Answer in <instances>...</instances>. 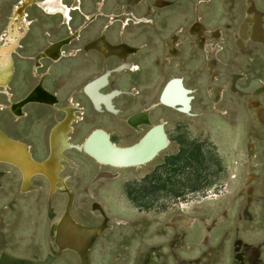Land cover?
<instances>
[{
    "label": "rangeland",
    "instance_id": "rangeland-1",
    "mask_svg": "<svg viewBox=\"0 0 264 264\" xmlns=\"http://www.w3.org/2000/svg\"><path fill=\"white\" fill-rule=\"evenodd\" d=\"M17 1L0 0V34L7 27ZM137 1L80 0V4L76 8L74 0H62L70 8V20L67 22L60 14L47 15L36 6L26 8V19L32 23L29 25L27 36L19 44L18 54L13 56L16 71L8 86L13 98L20 97L25 89L33 83V73H31L33 71H31L30 64L21 56L27 57L42 48L47 42L59 40L69 31L76 29L84 21L83 15L86 18L90 16L97 5L100 7L103 4L101 11L106 17L100 15L90 22L85 29H82L80 39L71 42L70 47L75 48L89 41L97 32H101L103 26L110 20L104 32L113 34L117 32L118 36L122 38L124 32V40L128 42L122 41L124 48L122 51L120 48H116L108 52L115 55H121L124 52L132 53L133 46L131 45L138 44L141 32H174L180 27L185 32V28L193 20L192 0H178L170 7H164L166 3H163L168 2L167 5H169L171 4L169 1L155 0V4L161 3V6L154 9L152 15L147 18L138 16L141 6L137 4ZM207 1L210 0H197L196 11L199 12V6L201 13L197 14L195 22L190 27V34L202 36L206 32H210L218 37L222 28L209 29L224 25L229 26L225 32H233L238 18H235L233 9L229 8L232 4L229 5L224 0H213L209 5H201ZM98 2L99 4H97ZM110 15L114 18H110ZM122 15H125L127 21L120 20L119 17ZM199 15L202 17V21L209 25V29L203 25ZM148 18L153 20L151 24H139L145 23L142 21L143 19L150 20ZM104 32L102 34H105ZM223 39L225 44H221L222 41H219L218 45L225 46L229 50L231 48L230 35L223 36ZM215 42L218 43V41ZM244 42H248V47ZM106 43L103 44L99 40V46L102 45L105 49L120 44V42L111 44L109 41ZM174 43L175 46L178 45L176 37H174ZM249 43L250 41L244 40L239 45L237 38L235 54L250 55L253 48L250 46L253 44L249 45ZM89 44L94 45L93 43ZM96 46L94 45V47ZM133 49L135 55L137 52L135 48ZM182 51L191 58L189 65L193 67L185 77L187 88L196 90L193 93V115H181L173 111L174 109L156 111V116L159 115L167 122L165 126L164 121L162 124L170 143L167 149L162 151L151 163L137 169L102 168L113 173V177L96 180L97 182L92 180L96 183L89 187L90 176L96 170V166L86 159L87 156L84 154L85 157L81 153L69 151L67 155L76 162L78 161L81 166L77 162L78 171L66 169L64 172L62 171V177L60 174L62 182L57 184V190L50 194V207L54 211L47 210L46 207V195L50 190L43 177L33 178L34 189L22 193L18 172L10 166L0 164V264H80L74 252L58 251L53 246L51 239L52 226L63 212L67 192L74 196L70 211L72 218L78 223L95 228L99 233L89 251V264L241 263L238 261L239 255L236 252L238 248L234 250V259L237 258L235 263L232 261L230 252L231 241L237 237L234 221L240 212L233 211L228 220L219 223L217 227L216 224L219 218L225 217L236 201L244 196L243 193L241 192L230 200L224 214L217 216L212 224L205 217H214L219 214L225 201L243 187L245 173L249 166V153L253 155L255 152L253 143L249 142L251 138L255 137V132H253L254 135H251V127L248 125L250 118L243 102L236 95H245L242 91L264 81V55L259 51L253 65H250V62L244 57L241 66L232 63L229 69L231 73L247 71L250 78L239 83L238 81L242 80L243 76L234 75L232 82H238L235 84L236 87L233 86L232 91L230 87L225 91L226 87L217 90L212 88V86H219L216 83L221 80L222 69L214 58L216 56L219 59V56L210 49L208 38L188 40ZM85 52L87 51L85 50ZM204 52L210 54L209 64L216 63L218 65L214 68L216 74L212 73L218 81H209L208 75L201 70ZM76 53L77 50L72 56H75ZM96 53L102 56L99 52ZM85 54H77L78 56L75 58L72 56L63 57L64 59H60H63L62 61L49 60L51 62L60 61L59 63L44 61L43 68L38 70V74L44 71L48 72L43 85L45 88L55 91L63 104L66 103L67 97L75 94L79 85L76 71L89 67L92 61L100 60V57L95 53ZM102 57L104 58V56ZM175 57L176 52H173L170 58ZM128 81L124 75L118 78L120 86H126ZM210 85L212 86L210 87ZM255 89H257L256 95L264 93V83ZM4 96L0 94V109L2 108L0 110V129L8 137L20 140L30 146L31 155L36 157V160H41L46 153V131L59 118L58 113L50 108L28 105L24 108L27 117L15 119L5 108L8 105V98ZM252 100L258 102L261 107L264 108V106L255 97L246 100L252 118L263 127L264 131V125L258 122L257 117L253 116L254 111L249 107V102ZM73 101L79 103L85 110L82 116L83 120L73 124L75 129L72 135L73 140L80 139L81 135L92 127H101L112 132L116 140L126 139L127 129L123 127L121 117L95 113L83 98L73 96ZM127 103L129 106L130 104L136 105L138 100L130 98L114 101L117 108H125ZM202 106L204 109L215 112L227 109L230 111L227 115L210 111L203 112ZM262 139L264 136L258 137L255 143L257 157L264 163V141ZM75 165L74 163L70 166L76 168ZM99 170L100 168H98ZM112 170H116L115 173L119 174L116 178V174ZM247 174L249 176L247 181H250L254 175L250 169ZM63 177L66 179L65 181ZM94 178L96 176H93ZM248 182L245 187L251 185ZM251 191L252 189L249 187L246 196L251 197ZM248 200L246 204H249ZM251 201L250 199V207ZM92 203H94L97 213L91 210ZM241 204L242 201L238 206ZM246 207L249 211V205H246L244 210ZM244 210L241 213L243 219L250 221V211L246 217ZM176 216L185 218L186 221L174 222ZM189 220L190 224L187 225L186 222ZM223 232L228 233L225 238L222 236ZM241 235L246 236L252 242L262 243L264 219L256 217L251 230L240 228L238 236ZM239 241L244 243L240 239L236 243ZM246 246L252 247L250 244ZM261 248L264 261V247ZM258 257V264H261L260 254Z\"/></svg>",
    "mask_w": 264,
    "mask_h": 264
},
{
    "label": "bare ground",
    "instance_id": "bare-ground-1",
    "mask_svg": "<svg viewBox=\"0 0 264 264\" xmlns=\"http://www.w3.org/2000/svg\"><path fill=\"white\" fill-rule=\"evenodd\" d=\"M79 4L80 0H74V7L77 8ZM31 6H36L47 15L60 14L64 17V20L66 22L70 20V8L67 7L62 2V0L17 1L11 14V18L9 19V23L7 27H5L3 33L0 35V90L2 91V94L5 95L9 100V103L6 107L7 110H10V112L17 118H20L23 116V114H25L23 112V107L28 103L46 107H56L57 109H60L58 107V97L49 92L43 86L44 74H36L38 77V82L36 84L37 86L28 95H23L24 97L22 99L13 101L11 99L12 95L8 92V86L14 76L15 71L13 56L18 53L19 44L27 36L29 32V25L32 23L31 21L26 19L25 14V9ZM98 6L99 5H97V7ZM246 14L247 16L242 19L238 26L239 33L237 34V38L239 45H241L244 40H248L251 44H253L250 47L257 48V44L264 46V12L259 10L256 7L255 3L251 0L248 3ZM100 15L104 14L102 13L101 9H98L87 18L86 16H84V19L86 20H84L81 25H79L75 30L71 31V34L67 38L60 41L50 42L47 46L42 48V50L38 52V55L35 58L34 71L37 73V70L42 67V60L58 61L63 57L72 56L75 53V50L71 51L70 53L63 52V44H68L69 42L71 43L79 39L82 28H85L88 23L97 19V17ZM109 17L112 19L114 18V16L112 15H110ZM119 18L120 20L127 21L125 15H122ZM142 21L145 23L150 22V20L147 19H143ZM109 22L110 20H108L104 25V30L106 29ZM99 40L101 43L107 44L104 35L101 36ZM101 46L102 45H100L99 48ZM96 48L98 49L97 46L94 47V45L91 44H87L85 46V50L87 52L96 50ZM101 48L102 51L105 50L104 46H102ZM131 51L133 52H124L123 54L118 55V58L120 57L121 59V63L113 71H109L107 69L104 71L103 75L91 79L83 85L82 93L89 98L90 101L88 102L90 103V106L94 111L104 110L106 112H109L110 110H113L112 102L114 99L120 96L119 94H122V91L113 89L112 92H103L102 89L107 83L108 73H121L123 71H131L133 69L132 65L124 60L125 57L127 58L128 56H130V54H133L135 50L131 48ZM104 53L106 57H117V55L108 51H104ZM256 90L257 89H255L253 92L254 96L259 95H256ZM160 93L158 94V103L160 105L168 107L170 109H174L181 114L189 113L190 91L183 85L182 80H180L179 78L170 79V81L167 82L164 86L161 95ZM249 107L254 111L253 116L257 117L258 122L264 125V108L258 105V102H256L255 100L249 102ZM154 108L155 104L151 105L149 108H145L133 113L132 116L127 119V124L130 127H133L135 125L138 126V128H136L137 131H139V127L142 125L147 127V130L142 135L139 144L136 143L137 145H118L112 142L109 134L106 131L102 129H93L89 132L90 134L88 133L90 135L88 141L86 143L84 142V152H86V154H88V157L94 162L105 164L107 165L106 167L109 166L110 168L114 169H137L152 162L162 151L167 149V147L169 146V141L164 131L163 124H154L149 118V113L151 112V110H154ZM62 110L66 113V118L62 119L63 121L60 122L57 126H54L53 130L51 131V155L49 158H46L44 156L41 160H36L31 155L30 148L27 144L23 143L20 140L8 137L0 129V164L10 166L18 172L20 176V186L22 193L30 192L34 189L32 185V179L36 176L43 177L48 183L50 194L54 193L57 190V184H60L62 182V179L60 178V174L62 173L61 170L63 167L62 163L66 162V164H74L73 162L71 163V161L68 160L64 152L69 148H75L77 151H83V147L80 146L81 143L83 144L82 140L80 141V143L75 144L72 143L71 139L69 138V135L72 132L71 126L77 121V113L81 114L82 109L75 104H69ZM86 137L83 138L86 140ZM61 150H63L62 153H60ZM116 151H120L121 153L119 154ZM112 174L113 173L104 170L100 173V175L97 174L96 178L100 176L101 179H108L113 177ZM255 180V177L250 179L251 182ZM262 183L263 184L260 195L264 200V176L262 177ZM73 197L74 196L72 193L67 192V199L71 207L73 205ZM247 208L248 207H246V209L244 210V215L246 217L249 215V211ZM50 209L53 210L52 207H50ZM70 211L69 216L66 218L69 226L67 224L66 226L63 225L59 227L58 220L60 217H58L55 224H53L51 232L52 244L58 251L69 250L74 252L77 257L78 255L76 252L86 251V262L85 260H83L82 263L80 262V260L79 262L80 264H89V251L95 240L97 239L99 233L95 228L85 226L75 221L72 218ZM182 220H185V218H181L180 216L174 217V222ZM186 223L187 225H189L190 220ZM55 229L58 230V235L54 231ZM239 245L240 244L238 243L237 246L239 247ZM245 247L247 248V261L242 257L241 253H238V261H245L249 262L250 264H258V250L246 245ZM180 264L187 263L181 262Z\"/></svg>",
    "mask_w": 264,
    "mask_h": 264
},
{
    "label": "flooded vegetation",
    "instance_id": "flooded-vegetation-1",
    "mask_svg": "<svg viewBox=\"0 0 264 264\" xmlns=\"http://www.w3.org/2000/svg\"><path fill=\"white\" fill-rule=\"evenodd\" d=\"M166 1H169L171 4L167 5L168 2H163V3H166L164 5V7L173 6L174 4H176L178 2V0H166ZM224 1L227 2V4H229V5H230V3L232 4V5L229 6V8L233 9V13H234L235 18H238L237 21H236L235 29H234L233 32H225V30L227 31V29L229 28V26H227V25L217 26L215 28L209 29V25L204 23L202 21V17L199 15V17L201 18V22L203 23V25L206 26L207 29L214 30V29L220 27V28H222V32H220V35L218 37L212 35L210 32H206L202 36H198V35H194L193 36V35H191L190 32H189V29L193 25V23L195 22L197 14L201 13V11L199 9V6H198V11L199 12L196 11L197 5H198L197 4V0H192L191 14H192L193 20H192L191 24L185 28V30H184L185 32H183V28H181V27L175 29L174 32H156V31L155 32H141V34L139 35L138 44L131 45V46H133V48L136 49L137 53L135 55L132 54L133 56L130 55L127 58L125 57V59L127 60V63L130 62L131 65L133 64L132 65L133 69L131 71L122 72V73H119V72L118 73L117 72L108 73L107 83L104 85V88L102 89V91L103 92H109V91L112 92L113 89H118V90L122 91V94H119L120 96H118L116 99L113 100V102H112L113 103L112 104V107H113L112 109L113 110H110L109 112L108 111L106 112L104 110L103 111H94L91 108L90 103L88 102V101H90L89 98L85 94L82 93V89H83V85L85 83H87L89 80L94 79V78H96L98 76L100 77L101 75H103L104 71L107 70V69L109 71H113L121 63L120 62L121 59H120V57L118 58V55H117V57H106L104 55L105 54L104 51H111L112 49H116V48H120L121 51H122V49H124V48L122 46L121 41H125L126 43L128 42V41L124 40V32H123V38H122L121 36H118L117 32H114L115 35L113 33L104 32V26H103V29H102L101 32H97L96 35L91 37V39L89 41H86L88 43L84 42L85 44L82 43L78 47H75V48L70 47L74 41L71 44H70V42L68 44H63V46H62L63 47V51H65L67 53H69L73 49L77 50L76 55L72 56L73 58L78 56L77 54H80V53L81 54L82 53H84V54L85 53H88V54L89 53H95V54H97L100 57V60L92 61L89 64L90 65L89 67H87L85 69H78L76 71V75H77V79H78L77 82L79 83V85L77 86V90L75 91V94L73 96H77L79 98L85 99L88 102L91 110L93 112H95V113L109 114L111 116L121 117L120 120L123 123V127H125L127 129V132H125V138L126 139H124V140H116L114 138L112 132L104 130L101 127H92L90 129H88L85 133H83L81 135L80 139L73 140L72 139V135L74 134L75 129L73 128V125H72L71 126V131L72 132L70 131L71 133L69 135V138L71 139L72 143L77 142L75 144L80 143V141L82 140L83 144L81 143L82 145L80 144V146L83 147L82 148L83 151H81V150L77 151L75 148L67 149V151L64 152L65 156L68 158V160L71 161V163L73 162V163L76 164L75 165L76 168H73L72 166H70V164H66V162H63L62 163L63 167H62L61 171L64 172L66 169L78 171L77 169L79 167V165H78L79 162L77 161L78 162L77 163L74 159L69 157L67 155V153L69 151H74V152H77V153H81L82 155L84 154L85 156L88 157V154H86V152H84L85 151L84 150V145L88 141V138L90 136L89 132L92 131L93 129H102V130L106 131L109 134L112 142H114V143H116L118 145H125V144H133L134 145L141 139L142 135L147 130V127L142 125V126L139 127V131H136L135 129H132L129 126H127V119L130 116H132L133 113L138 112L140 110H143L145 108H149L151 105L155 104L154 110H151V112L149 113V118H150L151 122L154 123V124H158V123H162L164 121L159 115L156 116V111L159 112L162 109L163 110H173V109H170L168 107L160 105L158 103V94L160 93V91L162 93V90H163L164 86L172 78H179L180 80H182L183 85L187 88V86L185 85L186 73L188 71H192L193 67H191L189 65V62H190L191 58L189 56H186L183 53L182 50L186 46V44L188 43V40L192 41L193 38H197L198 40H204V37H206V38H208V44L210 46V49L213 50L216 55L218 54L219 59H217L216 56H214V58H215L216 62L219 63L218 65L221 66V69H222V71L220 73V77H221L220 79L221 80L218 83H216L219 86L215 87V86L210 85V87L212 86L213 89L217 90L218 88L226 87L225 91H227L229 89V87H230L231 91H232V87L233 86L236 87L235 86L236 83H238V82L240 83L241 81H247L250 78V76H249L247 71H244V73L243 72L231 73L229 71V69H230V66L232 65V63H237L239 66H241V64L243 62V57L246 58L250 62L249 63L250 65H253L256 62L255 61L256 60V55H257V53L259 51L262 52L263 55H264L263 46L258 45V44H257V48L256 49H254V48L251 49V54L250 55H237V54H235V52H236V39H237L236 37L238 36L237 34L239 33V32H236V31L238 30L237 28H238L239 23L242 21L243 18H245L247 16L246 13H247V8H248V3L251 0L250 1H248V0H224ZM252 1L255 3L256 7L259 10L264 11V0H252ZM137 2H138L137 4L141 6V11H140L138 16L146 17V18L152 15V13L154 12V9L159 8L161 6V3L160 4H155V0H138ZM212 2H213V0H210V1H207L205 3H201V5L202 4L209 5ZM97 4H99V2ZM101 5L103 6V4H101ZM102 6L96 7L95 11H97L98 9H102ZM84 16L85 15H83V17ZM103 16L106 17V15H103ZM148 19H150V18H148ZM84 20H86V19H84ZM150 20H151V22H148V23L151 24L153 22V20L152 19H150ZM139 24H146V23H139ZM85 28H82V29H85ZM70 32L71 31H69L67 33V35L59 38V40L57 39L56 41H60V40H63L65 38H67L71 34ZM102 32H104L105 34H101ZM103 35L107 39L106 41H109L111 44H117L119 42H120V44L112 45V48L111 47H106V49L102 51V48H101L102 46L99 48V39ZM225 35H230L231 48H229V50L225 46H219L218 45L219 41H222L221 44L222 43L225 44V41L223 39V36H225ZM80 37H81V34H80ZM174 37H176V41L178 40V45L177 46L174 45L175 44L174 43ZM79 39H77L75 41H78ZM215 41H218V43H216ZM49 43L47 42L42 48L47 46ZM89 43H93L94 45H97L98 49L96 48V50H91L89 52H85V50H84L85 46L87 44H89ZM244 44L246 45V47H248V42H244ZM113 47H115V48H113ZM19 48H20V45H19ZM42 48L38 49L37 51H35L34 53H32L31 55H29L27 57L21 56V58L28 60V63L30 64L31 71H33V72H31V73H33L32 74L33 83L30 84L25 89V91L21 94V96L16 98V99L13 98V94L8 89V91L12 95L11 99L13 101H18V100L22 99L24 97L23 95H28L37 86L36 85L37 82H38L37 75H43L44 74V78L48 75V72H45V71L40 73V74H38V70L43 68V66H44L43 62L44 61H49V60H42V67L37 70V73L34 71L35 58L38 55V52L40 50H42ZM99 50H100V52H99ZM96 52H99L102 56H104L105 59L102 56H100L98 53H96ZM173 52H176V57L175 58H170ZM17 54L18 53H16L15 55H17ZM88 54H85V55H88ZM66 58H68V57H66ZM113 58H115L116 60L113 59ZM62 60H60V61H62ZM49 62H51V61H49ZM59 62H51V63H59ZM209 62H210V54L207 53V52L206 53L204 52L203 63H202V66H201V70L208 75L209 81H216L217 78L215 77V75H212V73L216 74V71H215L214 68H215V66H218V65H216V63L211 65V64H209ZM13 63H14V68H15L14 59H13ZM117 63H118V65H117ZM15 71H16V69H15ZM255 71H256V68H255ZM122 75H124L129 80L128 84L126 86H120L118 84V78L120 76H122ZM129 75H131V76H129ZM234 75H241V76H243V78H242V80H240V81H238L236 83H233L232 80H233ZM12 80H13V78L11 79V81ZM263 83H264V81H260V83H258L256 85H253L252 87H250L246 91H242L241 89H239L240 91L244 92L245 95H236L235 93L232 92L234 95H236V97H238L243 102V104L245 106V110L247 112V115L250 118L249 119V123H248V125L251 127V129H250L251 132L250 133H251V135H254L253 132H255V137H253V139L251 138L249 142L253 143V146L255 148V152H254L253 155L250 154L249 151H248V145H247V151L249 153V157H248L249 166L247 168V172L245 173L246 176L244 178L243 187L239 191H237L235 195L231 196L227 201H225V203L223 205V208L221 209L219 214L215 215L214 217H205V218H207V221L211 222V224H212L217 216H220L221 214H224V211H225V208L227 207L228 202L230 200H232L235 196H238L241 192L243 193L244 196L241 199L237 200L235 205L230 210H228L227 215L225 217L219 218V221L216 224V227H217V225L219 223L228 220L229 216L231 215V213L233 211L240 212V214L238 216H236V220L234 221V224H235L234 229L236 231L237 237H234V239H232L231 244H230V252H231V255H232V261H234V263L236 261L234 259V257H235L234 250L238 247L237 244L239 243L240 245H239L238 250H237L238 252L237 251L236 252L239 253V254L241 253L242 257L246 261H247V255H246L247 248L245 247V245H249L250 244V246H252V248L253 247L258 248L256 250H258V254H260L261 264H264L263 257H262V248H261V247H264V238L262 240V243H259V242H252V240H248V238L246 236H242V235L238 236V234L240 233V228H247V229H250V230L253 229L254 220H255L256 217H258V218L261 217L262 219H264V200H263L262 196L260 195V192H261V189H262V184H263L262 183V177L264 176V167H263L264 163L259 161V157H257V150H256L257 146H256V143H255L257 141L258 137L261 138V137L264 136V131H263V127L260 126L259 124H257L255 119L252 118V114L248 110L247 103H246L247 99L255 97L264 106V93L259 94L258 96H253L254 95L253 94L254 91H252L253 89H255L256 87L262 85ZM47 89H49V88H47ZM187 89L190 91V94H189V97H190L189 113L188 114H181L180 112H178L176 110H173V111H175L176 113L181 114V115L190 116V115H193V113H192V111H193L192 102H193V99H194L193 93L196 90L195 89H189V88H187ZM50 91H52V90H50ZM52 92L56 93L55 91H52ZM209 92H210V90H209ZM161 93H160V95H161ZM0 94H2L1 91H0ZM56 94H54V95H56ZM56 96H58V94ZM73 96L67 97L66 98V103H64V104L61 103V100H60V98L58 96V101H59L58 102V105H59L58 107L60 109H57L56 107H48V106L46 107V106H41V105H36V104H29V103L26 104L23 107V110L28 105L29 106L33 105V106H38V107H46V108H50V109L56 111L58 113V115H59V118L56 119L55 122L46 131V135H45V139H46L45 140L46 153L44 155L46 158H48L49 151H50V148H51V146H50L51 131L53 130L54 126H57L60 122L63 121L62 119L66 118V113L62 109L64 107L68 106L71 103H75L77 106H79L82 109V112H83L82 114L77 113L78 119H77V121L75 123H78V122L83 120L82 116L84 115L85 110L79 103L73 101ZM130 98L137 99L138 103L136 105H131L130 104V106H129V103H127L125 108H117L115 106V104H114L115 100H118V99H126V100H128ZM159 98H160V96H159ZM7 103H9L8 99H7ZM6 107H7V105L5 106V108ZM202 108H203V106H202ZM8 111L14 118H17L10 112V110H8ZM209 111L210 112H215V111L203 108V112H209ZM228 111H230V110H228V109L225 110V111L217 110V112H215V113H218L220 115H227L229 113ZM23 112L25 114H23V116L20 117V118L27 117V113L25 112V110ZM17 119H19V118H17ZM166 124H167V122L164 121V126ZM49 133H50V135H49ZM83 137H86V140ZM262 141H264V139H262ZM62 152H63V150H61L60 153H62ZM87 157H85V158L90 160L91 163H93L96 166V170L93 172V174L91 173V176H90V184H89V187H90V185H92V184L97 182L96 180H100L101 179L100 176L98 178H96V179L95 178L93 179V176L95 177L97 174L100 175V173L104 171V169H102V167L103 168H110V167L109 166L106 167L107 165H105V164L96 163L92 159H90L89 157L87 158ZM80 166H81V164H80ZM144 166H146V165H143L142 167H144ZM98 168H100L99 171H98ZM80 169H81V167H80ZM110 169H114V168H110ZM249 169L252 172V174L254 175V177L256 178V180H257V177L260 176L256 183H255L256 180L253 181V182H250L249 180H248L249 182L247 181V179L249 177L248 174H247ZM116 170H112V171L115 173ZM63 172H62V174H63ZM62 174H61V177H62ZM118 175L119 174H116L115 178ZM65 180L66 179L64 178V181ZM92 180L96 181V182H92ZM247 182H248V184H251V185H248L247 187H245ZM249 187H251V189H252L251 197L246 196ZM47 194H48V192H47ZM46 197H47V195H46ZM248 198H249V200H248ZM250 199L252 200L251 201V207H250V202H249ZM66 200H65V202H66ZM247 200H248L249 204H246ZM50 201H51V199H50ZM241 201H242L241 206H238L239 202H241ZM246 205H249V207H250L249 211L252 214V215L250 214V216H251L250 217V221H245V219H243V217L241 215V213H243V210H244ZM64 206H65V204H64ZM46 207H47V204H46ZM90 208H91L92 211H95L97 213V211L95 209V206H94V203H92ZM227 234L228 233L223 232L222 233L223 238H225V236H227ZM238 239L242 240L246 244L242 243L241 241L236 243V241ZM253 249H255V248H253ZM179 263L180 262H178V264ZM239 264H249V263L248 262L243 263L241 261V263L239 262Z\"/></svg>",
    "mask_w": 264,
    "mask_h": 264
},
{
    "label": "water",
    "instance_id": "water-1",
    "mask_svg": "<svg viewBox=\"0 0 264 264\" xmlns=\"http://www.w3.org/2000/svg\"><path fill=\"white\" fill-rule=\"evenodd\" d=\"M140 141L141 140H139L138 142H137V144H139L140 143ZM137 144H135V145H137ZM61 152V151H60ZM117 153H121L120 151H116ZM50 155H51V148H50V151H49V155H48V158L50 157ZM54 160H55V158H54ZM50 199H51V196H50V192H48V194H47V197H46V204H47V210H51L50 209ZM71 210V206L69 205V202H68V199L66 200V202H65V206H64V210H63V214H61L60 215V218H59V220H58V225H59V227H61V226H63V225H67L68 224V226H69V223L67 222V217L69 216V211ZM57 229H59V228H57ZM57 229H55L54 231L57 233V235H58V230ZM83 248V247H82ZM69 251V250H68ZM77 253V255H78V258H79V260H80V262L82 263L83 262V260H85V262H86V259H87V252L86 251H82V252H76Z\"/></svg>",
    "mask_w": 264,
    "mask_h": 264
},
{
    "label": "crops",
    "instance_id": "crops-1",
    "mask_svg": "<svg viewBox=\"0 0 264 264\" xmlns=\"http://www.w3.org/2000/svg\"><path fill=\"white\" fill-rule=\"evenodd\" d=\"M128 123V122H127ZM127 126H129L128 124H127ZM130 127V126H129ZM130 128H132V129H135L136 131H137V129L136 128H138V126L137 125H135V126H133V127H130Z\"/></svg>",
    "mask_w": 264,
    "mask_h": 264
}]
</instances>
